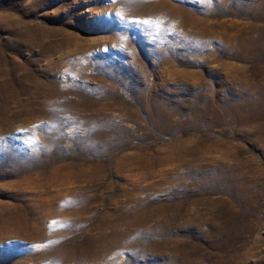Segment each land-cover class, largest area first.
Instances as JSON below:
<instances>
[{"label":"rangeland","instance_id":"374dc122","mask_svg":"<svg viewBox=\"0 0 264 264\" xmlns=\"http://www.w3.org/2000/svg\"><path fill=\"white\" fill-rule=\"evenodd\" d=\"M0 264H264V0H0Z\"/></svg>","mask_w":264,"mask_h":264},{"label":"snow or ice","instance_id":"6c2138e0","mask_svg":"<svg viewBox=\"0 0 264 264\" xmlns=\"http://www.w3.org/2000/svg\"><path fill=\"white\" fill-rule=\"evenodd\" d=\"M144 23H148L147 21H144Z\"/></svg>","mask_w":264,"mask_h":264}]
</instances>
